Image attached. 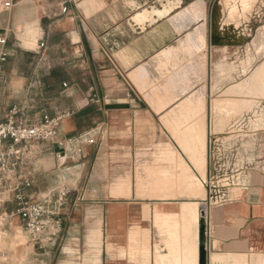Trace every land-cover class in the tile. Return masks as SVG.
I'll return each instance as SVG.
<instances>
[{"label":"crops","instance_id":"1","mask_svg":"<svg viewBox=\"0 0 264 264\" xmlns=\"http://www.w3.org/2000/svg\"><path fill=\"white\" fill-rule=\"evenodd\" d=\"M219 1L0 0L2 106L69 111L72 140L14 172L32 202L69 192L62 232L5 238L0 264H264V85L249 81L248 20Z\"/></svg>","mask_w":264,"mask_h":264},{"label":"built area","instance_id":"2","mask_svg":"<svg viewBox=\"0 0 264 264\" xmlns=\"http://www.w3.org/2000/svg\"><path fill=\"white\" fill-rule=\"evenodd\" d=\"M6 5L10 6L11 2ZM6 42L5 37L0 38V82L4 73L3 65L8 57ZM70 114L69 111L55 115L44 113L39 119L31 120L21 106L4 108L0 102V227L6 226L15 215H19L26 235L38 244L51 243L62 232L64 217L60 210L69 192L60 188L48 193L40 202H32L26 193L31 186V179L22 170L16 174L14 172L19 171L26 160L24 153L31 151L34 144H57L64 151L68 150L72 140L60 137L59 128ZM88 142L93 143L94 140L88 139ZM7 181L12 183L8 186ZM223 200V193L217 191L201 205L200 229L203 226L205 238L210 206L213 202L220 203ZM8 201L14 205L11 210L5 207Z\"/></svg>","mask_w":264,"mask_h":264},{"label":"rangeland","instance_id":"3","mask_svg":"<svg viewBox=\"0 0 264 264\" xmlns=\"http://www.w3.org/2000/svg\"><path fill=\"white\" fill-rule=\"evenodd\" d=\"M218 9L226 15L228 20H240L241 17L248 20L249 81L250 84L255 81L264 85V0H220ZM251 89L252 87L250 86V91ZM259 90V95L264 96V86L259 88ZM26 114L29 119L36 120L31 113L26 112ZM33 146L38 145L34 144ZM15 217L17 216L12 219ZM18 225L22 231H18L15 227L10 230L9 226L0 228V244L5 238H22L24 234L27 237L23 224Z\"/></svg>","mask_w":264,"mask_h":264},{"label":"water","instance_id":"4","mask_svg":"<svg viewBox=\"0 0 264 264\" xmlns=\"http://www.w3.org/2000/svg\"><path fill=\"white\" fill-rule=\"evenodd\" d=\"M203 229L204 228L202 226L201 229H200V232H201V236H202L203 240H205V235H204V230Z\"/></svg>","mask_w":264,"mask_h":264},{"label":"bare ground","instance_id":"5","mask_svg":"<svg viewBox=\"0 0 264 264\" xmlns=\"http://www.w3.org/2000/svg\"><path fill=\"white\" fill-rule=\"evenodd\" d=\"M202 70V69H201Z\"/></svg>","mask_w":264,"mask_h":264}]
</instances>
